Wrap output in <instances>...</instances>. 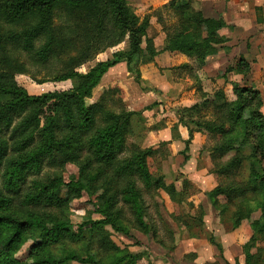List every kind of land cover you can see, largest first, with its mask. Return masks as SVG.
<instances>
[{"label": "trees", "instance_id": "1", "mask_svg": "<svg viewBox=\"0 0 264 264\" xmlns=\"http://www.w3.org/2000/svg\"><path fill=\"white\" fill-rule=\"evenodd\" d=\"M167 1V7L172 11L176 25L165 32L163 51L177 53L192 60L195 69L201 70L208 57L215 55L218 50L225 49L222 46L227 40L219 35V31L226 26L220 20L204 19L200 12L192 8L194 0ZM101 4L104 6L101 7ZM101 8L107 11L109 19L119 24L121 34L129 32L128 51H112L111 60H97L95 66L83 75L72 71L66 76L54 78L55 82L76 78L77 84L70 90L31 97L14 81L16 74L13 73H20V70L14 69L12 73L0 74V170L3 169L0 176V208L15 204L22 209L45 204L60 207L63 204L78 202L84 196L89 203L85 207L81 203L76 204L81 210H89L86 213L88 216L76 225L65 222L39 223L29 218L23 222L10 215L0 216V264H17L10 256L24 230L29 231L31 238L26 242H29V248L24 255H27L26 261L21 260L19 264H99L97 254L100 252L98 249H91L94 243L103 251L112 249L120 253L109 264H137L139 256L129 254L126 249L120 250L111 241L106 227L117 234L126 235L122 217L123 210L127 209L133 217V223L142 231H154L149 224H144L143 220L147 211L146 196L152 198L155 196L153 193L164 194L171 204L179 206L187 196L195 193H192V184L187 180L182 181L180 190L177 189L176 181L169 176V171L160 164H155L156 149L141 150L136 146H127L130 119L134 113L125 112L123 108L114 112L104 106L106 101L112 102L117 97L115 90L105 88L96 104L85 106V100L91 98L93 90L99 86L111 68L124 63L130 72V65L136 56L149 62L157 57L152 40L145 37L147 20L137 25L138 19L131 13L124 0H0V22L5 24V28L17 27L25 20L33 21L30 26H23L18 33L4 29L3 41L21 52L29 53L28 56L33 62L43 64L55 55V49L60 47L55 35L57 29L53 27L56 11L58 16H63L67 22H83L86 26L85 32H94L100 12L102 13ZM108 35L109 33H106L104 39ZM141 38L145 39V51L140 48ZM37 39L41 40L42 44L35 48L34 42ZM87 58V52H84L80 53L77 60L85 63ZM231 74L239 75L242 79L230 81L227 75ZM252 74L250 64L243 58H238L234 65L227 67L215 81L207 84L209 87L216 86L218 81L221 86L213 87L209 97L202 95L201 102L184 110L186 118L178 114L177 119L185 128L192 125L198 128L197 133H206L210 139H216L217 142L221 140L209 156L213 162L219 163L217 175L229 183L224 188L218 186L208 193L207 197L211 201L222 198L227 203H233L238 207L239 213L245 208H242L243 203L255 201L254 208L245 210L250 213L260 212L259 220L253 223L254 243L258 244L264 241V166L261 164L264 161V116L261 113L260 93L252 86L244 84V80ZM196 88L200 91V83H197ZM208 109L214 112L210 121L201 116L202 112ZM23 113H26L27 117L22 123V134L29 130H38L44 119V126L39 132L42 133V140L33 152L8 163L9 146L2 135L9 129L14 115ZM238 129H241L240 135L244 144L236 142ZM67 130L73 133L72 138L61 136ZM192 133L190 132V135ZM254 135L263 142L259 152L248 150V143L253 140ZM13 151L16 153V150ZM227 156L230 157L225 159ZM84 157L86 162L80 172H89L93 166H104L112 176L105 183L113 188L112 193L107 194V188H94L100 180L98 174L86 181L74 178L65 181L59 176L48 183L38 180L28 182L30 175L39 174L45 160L50 164L59 159L61 164H66L78 163ZM234 177L240 178V181L237 183L233 180ZM92 214L100 215L102 220L93 221L89 216ZM186 218L189 219L190 215ZM193 224V221L182 224L190 233V238L195 235L191 232ZM6 229L10 230V233L1 237ZM84 240H87L91 247L88 250L85 248L83 256L68 252L58 260L50 258L51 255L43 261L33 260L40 252L46 253L63 242L79 244ZM244 254L245 264H264V257L261 258L259 254Z\"/></svg>", "mask_w": 264, "mask_h": 264}, {"label": "rangeland", "instance_id": "2", "mask_svg": "<svg viewBox=\"0 0 264 264\" xmlns=\"http://www.w3.org/2000/svg\"><path fill=\"white\" fill-rule=\"evenodd\" d=\"M9 1L4 0V2ZM124 1L131 13L138 19L137 25L143 20H147L148 27L145 37L150 39L153 36L151 39L153 47L155 44L158 47L161 46L163 50L165 32L171 30L176 25V19L173 13L167 7L169 2L167 0ZM103 6L104 4H101V7ZM101 9L102 13L100 12L97 27L94 32H85L84 28L86 26L83 22H67L63 16L62 18L59 17L56 11V17L53 19V27L57 29L55 35L56 39L60 42V47H57L55 49V55L51 56L43 64L33 62L31 57L28 56L29 53L21 52L10 44L6 45L3 41L5 38L3 33L4 29L18 33L23 26H30L33 21L25 20L17 27L7 26L8 28H5V24L0 22V74L12 73L14 69L20 70V73H13L16 74L14 81L31 97H41L48 93L66 92L70 90L77 84L76 78L60 82H55L54 78L66 76L67 74H71L72 71L83 75L95 66L97 60H111L112 51H128L129 32L125 31L121 34L122 30L119 29V24H116L113 19H109L107 11L103 10V8ZM151 21L154 23L150 24ZM106 33H109V35L104 39ZM155 37L156 40L153 41ZM41 44L42 41L37 39L34 42V47L38 48ZM140 48L142 51L146 49L144 38H141ZM222 50L227 51V48ZM84 52H87L88 61L81 63L77 59L80 53ZM188 61L192 60L188 59ZM234 61L231 66L234 65ZM172 64L175 66L174 69H171ZM181 64H184L181 58H173L172 60V58L160 56L156 57V59L154 58L152 62H149L144 58H138L136 56L130 65V72L124 66L121 67L124 68L121 69L122 71L115 67L110 71V74L112 77L120 79L121 84L118 83L109 86L111 90H115L117 97L112 102L106 101L104 106L106 109H111L114 112H118L120 110L119 108H123L125 112L134 113L130 119V134L126 138L127 146L129 148L136 146L141 150L147 148L156 149L155 164H160V166L169 171V176L176 181L175 186L177 189L180 190L182 181L187 180L192 184V193H195L187 196L184 203L179 206L171 204L164 194L153 193L155 196L152 198L146 196L147 211L143 220L144 224H149L154 231L149 229L142 231L137 224L133 223V217L126 208V210H123L122 221L124 222L123 225L125 226L127 234H117L109 227H106V231L111 235V241L120 250L126 249V252L129 254L139 256L137 264H186L187 262L192 264L197 258L196 253H188L183 258L180 257V253L184 248L190 250L192 246L197 248L202 245V250H209L208 246L213 248L215 257H212L211 253H206L202 259L207 262L204 263L201 261L200 263L228 264L224 259V252L219 244L220 241L215 236L217 233H233L241 256L244 257V253L247 252L251 255L259 254L262 258L264 257V241L258 244L254 243L255 234L253 224L259 220L260 212L254 211L250 213L245 210V208H254L256 202L247 201L243 203L242 208L245 207V211L243 210L239 213L238 207L233 203H227L222 198L211 201L207 197V194L218 186L224 188L229 183V181L217 175L218 161L213 162L210 159L211 151L217 143H221V140L217 142L216 139H210L206 133H197L198 128L192 125L185 128L178 122V114L186 118L187 115L184 110L201 102L202 95L209 97L211 93L208 85L203 87L206 83L202 84L199 81V77L190 78L191 74L188 70L180 67L183 69L181 70L178 67ZM207 74L213 77L215 75L216 77L218 76V73L216 74L213 71H207ZM227 77L230 81H239L240 79V76L235 74L227 75ZM254 80L255 85H259L261 82L260 76L253 72L250 77L244 80V84L247 86L252 85L254 88ZM197 83L201 85L200 91L196 88ZM109 87L102 88L99 84L93 90L91 98L85 100V106L96 104L102 96L104 89ZM130 90L134 91L138 96L142 93L143 95L141 96L148 97L149 100L146 102L148 105L142 107L139 105V101L131 104L128 100L130 97L133 98ZM259 90L261 91V89ZM193 91L194 94L192 93ZM127 93L131 94L127 95ZM162 93H166L167 95L161 97L160 95ZM188 100L191 102L195 100V103L190 105ZM263 101L264 98L261 108V113L264 116ZM144 110L145 112L148 111L147 114L145 113L147 117L143 115ZM26 113L14 115L9 129L3 132V139L9 146L8 163L23 158L33 152L42 140V133L39 132L42 126H44V119H42L38 130H29L22 134V123L27 117ZM172 116L173 118L171 120H174V124L169 121V118ZM201 116L204 120L210 121L214 117V112L212 109H208L207 111H203ZM164 123H167L173 129L172 139L179 142L183 140L179 146V150L178 148L168 147V144L171 143H155L154 138L151 136V133L154 135L164 126ZM97 124H99V121ZM190 132L193 133L190 135ZM240 133L241 129H238L236 142L238 144H244ZM61 136L69 139L73 137V133L67 130ZM261 143L263 142L259 140V137L254 135L253 140L248 143L249 152L260 150ZM12 149L16 150V153ZM229 157L227 156L225 159ZM85 160L86 157L81 158L78 163L66 164H61L59 159L50 164L45 160L41 165L39 174L37 176L30 175L28 182L38 180L42 183H48L59 176H62L65 181L68 178H74L76 180L83 179V181H86L98 174L100 180L94 188L96 190L107 188V194L112 193L113 188L105 184L112 176L104 166H93L89 172H80L81 167L86 162ZM252 162L255 163L254 160ZM261 164L264 166V161ZM2 170H0V176L3 173ZM234 178V181H240V178ZM62 192L63 194L65 193L64 190ZM78 203H81L83 207L89 204L86 202L85 196L78 202L67 205L63 204L60 207L47 206L45 204L29 209H22L19 205L17 206L15 204L6 208H0V216L10 215L23 222L29 218L39 223L65 222L70 225H76L80 224L84 217L88 216L86 213L89 211L79 209L76 206ZM190 204L193 206L191 207ZM189 215L190 218H186ZM89 216L93 221L102 220L100 215L97 214ZM192 221L194 224L191 232L192 234L195 233V235H193V238H190V233L182 224L183 222L191 223ZM9 233L10 230L6 229L1 237H5ZM30 238L31 234L29 231L24 230L16 242L15 249L11 252L10 257L17 264L21 260L26 261L25 258L27 255L25 257L24 255L29 248V242H26ZM88 243L87 240L81 241L79 244L63 242L58 247L50 248L46 253L40 252L33 260L38 262L43 261L45 260L44 258L49 257L48 255L52 256L50 258L58 260L68 252L83 256L85 248L88 250L91 247L90 243L87 247ZM91 249L93 251L98 249L100 252L97 254L99 264H109L120 254L112 249L103 251L95 243ZM176 249H178L177 253L171 256L170 254L174 253ZM2 262L4 263L5 259ZM234 263L237 264V261L235 260ZM69 264L79 263L72 262ZM230 264H233V262H230Z\"/></svg>", "mask_w": 264, "mask_h": 264}, {"label": "crops", "instance_id": "3", "mask_svg": "<svg viewBox=\"0 0 264 264\" xmlns=\"http://www.w3.org/2000/svg\"><path fill=\"white\" fill-rule=\"evenodd\" d=\"M192 8L195 11H198L202 14L204 19H212V20H220L225 24V28L219 31V35L224 37L227 41L222 46L227 48V51L218 50L217 53L213 56H210L206 59V65L201 70H196L192 61H188L186 57L177 54V53H167L162 50V47H158L154 44L155 52L157 53V57H169V58H181L184 64L178 66L179 68L186 69L190 72L191 76L199 77V81L203 84V87H206L210 81H215L217 79L216 75L209 76L207 71H213L216 74H223L227 67H229L232 62L237 58H243L246 62H248L251 66L252 73H256L260 76L261 82L259 85H255L254 88L257 89L260 93V96L263 100L264 98V0H194L192 2ZM154 22H150L152 24ZM153 36L150 37L152 39ZM165 39V38H164ZM156 40V37L153 41ZM219 48V47H217ZM156 59V58H155ZM236 61V60H235ZM234 61V62H235ZM154 65V64H153ZM126 66L122 63L117 64L115 67L118 70L124 69L121 67ZM115 67L111 68L106 75L102 78L100 82V87H109L112 85H116L120 83V79L111 76V70ZM175 66L172 64L171 69H174ZM180 68V69H181ZM181 69V70H183ZM122 71V70H121ZM102 84V86H101ZM121 84V83H120ZM216 86H208L209 89L213 87H220L221 83L218 81L215 83ZM252 86V85H251ZM261 89V91L259 90ZM131 91V90H130ZM132 93V94H131ZM131 95L128 100L133 104L136 101H139V105L145 107L146 102L149 100L146 96L141 93L140 96L136 95L134 91H131ZM194 94V91L192 92ZM127 93V95H129ZM167 94L162 93L160 96L165 97ZM183 100V99H182ZM184 101V100H183ZM195 100L188 102L190 105L194 104ZM264 102V101H263ZM184 103V102H183ZM148 111L144 110V117ZM173 118L170 117L169 121L174 124ZM151 136L154 138L155 143H171L168 144V147H173L174 149L178 148L181 142L175 141L172 139L171 127L164 123V126L157 131L154 135L151 133ZM196 151V150H195ZM213 179V178H211ZM215 236L219 239V244L224 252V259L226 263L230 264L236 260L237 264H245L244 257L241 256L240 249L237 245L235 236L233 233L222 234L217 233ZM189 242V240H188ZM192 242V241H191ZM190 242V243H191ZM192 245V243H191ZM203 246V245H202ZM202 246H198L195 248L192 246L190 250H184L180 253V257L188 255V253H196L197 258L193 261L192 264H202L201 261L206 263L207 261L203 260V256L208 253L212 254V257H215L214 249L208 246L209 250H202ZM213 249V250H212ZM178 249L171 253L173 256L177 253ZM181 261V260H180ZM203 263V264H204ZM213 263V262H212ZM186 264H191L187 262ZM220 264V263H219Z\"/></svg>", "mask_w": 264, "mask_h": 264}]
</instances>
